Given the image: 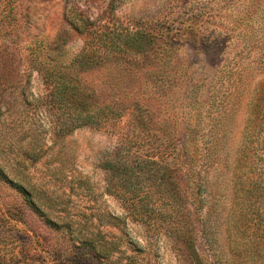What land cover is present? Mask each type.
I'll use <instances>...</instances> for the list:
<instances>
[{"label":"rangeland","instance_id":"374dc122","mask_svg":"<svg viewBox=\"0 0 264 264\" xmlns=\"http://www.w3.org/2000/svg\"><path fill=\"white\" fill-rule=\"evenodd\" d=\"M57 83L99 122L62 134ZM263 240L264 0H0L1 264H264Z\"/></svg>","mask_w":264,"mask_h":264},{"label":"trees","instance_id":"16d2710c","mask_svg":"<svg viewBox=\"0 0 264 264\" xmlns=\"http://www.w3.org/2000/svg\"><path fill=\"white\" fill-rule=\"evenodd\" d=\"M136 35V36H135ZM135 38L130 43V48L135 47L136 39L138 38V34H134ZM108 44V41L106 42ZM69 87L68 85H65L63 83H57L54 85V87L51 89L48 98V102L50 103L52 108L62 109L66 108L67 103L70 101L73 102V104L76 105V109L74 108V115L71 113H68V116L66 117L67 120H65L64 124L61 127L62 134H70L72 131H74L77 128L84 127L86 125L96 124L99 122L98 117L100 116V112L102 113V110L95 111L93 113L90 112H84L81 110H78V108L82 107V105L86 104V101L81 100L80 97H74L73 93L68 92ZM72 94V96H71ZM72 112V111H68ZM118 173H123L124 177L127 176V179H130L134 174L129 171L128 168H123V170L118 169L116 171ZM125 180V179H123ZM264 242V240H263ZM1 264V263H0Z\"/></svg>","mask_w":264,"mask_h":264}]
</instances>
